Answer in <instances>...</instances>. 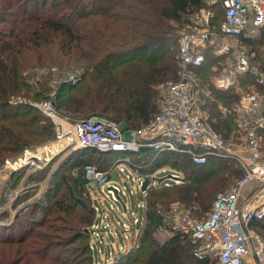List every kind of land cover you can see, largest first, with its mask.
<instances>
[{
	"label": "trees",
	"instance_id": "16d2710c",
	"mask_svg": "<svg viewBox=\"0 0 264 264\" xmlns=\"http://www.w3.org/2000/svg\"><path fill=\"white\" fill-rule=\"evenodd\" d=\"M201 5L202 0H0V15L10 10L18 13L13 15L16 20L12 26L0 31V154L10 147L16 150L9 158H2L0 171L6 160H12L29 145L23 141L29 122L24 124L16 119L28 112H23L24 106L11 105L10 97L38 99L45 96L46 82L39 79L42 75L47 77L48 73H42L45 68L58 65L61 54L66 56V63L77 66L72 69L73 81L66 87L63 83L60 91L75 89L94 77L104 94L90 103L87 111L113 116L115 122L123 120L126 129L130 130L148 125L159 111L157 85L178 77V39L186 29L187 16ZM212 7L214 23L219 25L223 19L222 9L218 2ZM239 40L255 54L253 61L264 63L259 51L264 46V26L256 33L241 35ZM219 61L207 52L204 63L196 69V80L198 88L204 86L206 89L200 105L206 115L205 122L223 139L229 140L232 134L236 135L233 115L223 114L220 107H230L237 93L235 87L227 90L215 87L212 77L217 71L212 67ZM61 94L59 92L57 96ZM40 118L49 124L50 138L38 145L54 138L51 120L44 114H40ZM89 154L114 158V163H125L131 173L150 179L142 196L141 219L133 224L127 214L124 219L131 223L127 234L120 225L124 241L119 246L121 250L108 255L110 250L104 248L107 257L100 261V242L96 240L90 245L88 238L69 252L59 254L55 251L58 246L52 245L51 240L39 249L29 243L16 246L5 243L0 246V264H216L215 258L196 257L188 236L165 226L162 213L173 205H180L188 207L199 220L205 218L216 194L228 189L242 176L234 157L213 151L206 154L203 164H195L188 153L176 151L102 152L94 148L72 147L66 156L54 158L44 173L53 180L68 162ZM126 157L128 161H125ZM87 164L91 162H83L82 168L74 175L61 174L59 179L74 204L82 207L88 202L92 212L99 216L101 210H95L94 199L89 197V193L96 190L90 186L82 170ZM105 164H98L102 166L98 170L110 166L107 162ZM26 168L7 169L8 178L0 185V206L9 203L0 210V233L6 234L9 228L21 223L22 213L28 208L38 210L45 199L43 190L29 188L28 182L38 177H33L34 173L26 174ZM162 169L177 173L181 182L165 185L166 180H159L155 184L154 175ZM22 181V190L18 191L17 183ZM248 229L264 242V217L251 221ZM84 230H81L83 236L88 237ZM162 230L169 235L160 239ZM58 231L57 228L51 230L52 233ZM72 233L67 234L69 238L76 234ZM128 237L131 242L126 244ZM78 248L83 251L81 255L74 250Z\"/></svg>",
	"mask_w": 264,
	"mask_h": 264
},
{
	"label": "built area",
	"instance_id": "2783aa9c",
	"mask_svg": "<svg viewBox=\"0 0 264 264\" xmlns=\"http://www.w3.org/2000/svg\"><path fill=\"white\" fill-rule=\"evenodd\" d=\"M216 2L223 13L219 25L214 23L212 5ZM188 19L186 29L178 39V77L159 86V111L145 128L155 130L152 136H137L133 130L123 128L118 122L105 117L93 116L72 122L65 117H57L47 106L44 113L54 120L55 140L43 150L23 151L17 165L35 164L51 150H64L72 146L102 152H137L143 147H150L153 150L188 153L195 164H203L208 152L228 154L237 160L242 176L228 189L216 194L205 218H195L188 207L177 210L172 206L162 213V220L165 226L188 236L196 257H213L217 260L216 264H246V256L252 253L257 264H264V242L248 231L251 221L264 217V67L250 64L249 54L239 40L241 35L256 33L264 26V0H202L201 7L190 13ZM209 48H213L215 57L228 58L224 73L215 81L218 89L232 87L236 82L235 76L251 74L255 77L252 91L241 93L230 107H220L223 114L233 115L238 137L234 145L211 129L195 110L199 96L192 84L195 79L192 72L202 66L204 50ZM127 130L130 132L129 140L123 137ZM125 161H128L127 157ZM11 165L6 160L7 167L4 169L11 170ZM125 170H128L125 163H114L108 170H98L91 164L83 167V173L92 187L102 194H108L112 202H117L120 195L134 193L128 192L124 184L118 187L108 183L112 171L128 179L129 174ZM161 171L165 173L166 169ZM133 176L141 187L145 178L136 174ZM170 176L172 178L165 179V185L170 181L176 184L181 182L177 173H170ZM247 186H251L248 195L245 194ZM139 198L142 201V196ZM113 207L118 210L114 204ZM95 210L99 208L95 207ZM128 214L131 222L136 224L138 216L131 211ZM117 224L125 233L131 225L127 219ZM107 227L105 223V233Z\"/></svg>",
	"mask_w": 264,
	"mask_h": 264
},
{
	"label": "rangeland",
	"instance_id": "374dc122",
	"mask_svg": "<svg viewBox=\"0 0 264 264\" xmlns=\"http://www.w3.org/2000/svg\"><path fill=\"white\" fill-rule=\"evenodd\" d=\"M17 14L18 13L16 10H10L7 13L1 14L0 21L2 23L0 24V31L5 30L6 28H10L12 26V23L16 20V18L13 15H17ZM188 17L189 16H187V18ZM20 18H23L22 14H20ZM241 44L244 46V48L247 50L249 54L248 56L250 58V64L259 67H264V63H260L259 61L256 60L253 61L255 54L252 53L246 45H244L243 43ZM212 50L213 48L204 50V55H206L207 52L213 54ZM259 51L261 52L260 53L261 60H264V46H261ZM213 56L215 55L213 54ZM217 58L220 60L219 64L214 65L212 67L213 71H217V74H215V76L212 77V81L214 85H215V81L219 78V76H221V74L224 73L223 68H225L228 63L227 56H220ZM61 61L63 62V65H61ZM66 61H67L66 56L61 54V59L58 60V65L56 64V65H52L51 68H45L44 71L42 72L44 74L48 73L47 77H43L42 75V77L39 79L40 81L46 82L47 88H46L45 96L42 95L38 99L13 96L10 97L9 99V103L11 105L18 104L25 107L23 109V112H28L26 116H19L16 119L20 120L24 124L29 122L30 126L26 128L25 133H23V141H26L29 145L24 147L22 152L18 154L16 157H14L12 160L9 159L7 161L12 163L13 167H11V169H13L14 171L20 168L27 167L26 174L34 173L33 177H38V179H35V181L32 182H28V184L31 185V187L29 188H34V189L40 188L41 190H43L45 192L44 195L45 199L42 200V206H40L38 210H31L30 208L26 209V211L22 213L24 215L20 217V219H22L21 223H17L16 225H14L13 226L14 228H9L10 230H7L6 234H3V232L0 233V246L5 243L14 246L19 244L23 245L29 243L30 245L34 246V248L37 247V249H39L46 242L51 240L52 245L58 246L55 248V251L59 254L66 252V250L69 252L71 248H75L76 246L83 244L88 238V242L90 245L95 244L96 240L100 242L99 244L101 251L100 254H98V256L100 258V261H103L107 257L106 254H104L103 252L104 248L109 249L110 251L107 252V254L108 253L110 254V252L115 253L116 251L118 252L119 250H121L119 246H122L124 244L122 237V230L120 229V225L117 224V222L122 223L123 219L126 217V212L128 214L129 211L133 212L140 219L143 214V209H142L143 202L140 200L139 197L143 196L145 193H142V189L140 185L135 179H133L134 178L133 174L130 171L125 170V172L129 174V178L126 179L122 174L117 175L115 171L111 172V179L108 182L109 184H115L118 187H121V184H124L128 192L131 191L134 192V193H130L129 196L120 195V198L119 200H117V202H112L108 194H102L98 190L91 191V193H89L90 200L94 199L95 205L99 208V210H101V213L99 214V216H97L92 212L90 207L91 204H89L88 202H86L82 207H80L74 204L68 198L64 186L62 185V181L59 179V176H61V174L70 175V176L74 175L80 168H82L80 167V165H82L83 162H91V164H93L97 169H99L102 166L98 164L102 162H104L105 164V162H107V164L110 165L109 167H111L116 159L114 158L111 159L106 156L101 157L97 154H92V155L89 154V156H86L82 159L68 162V165H66L64 170L60 172V175H58V177L54 178L53 180H49L48 176L45 175L44 170L46 166L54 158H61L62 156H66L70 148L75 146L69 147L64 150H56V151L51 150L52 152H48L47 155H45L41 160L37 161L35 164L22 163L21 166L17 165L18 160L19 158H21V154L23 153V151L27 149L29 150L31 149L34 151L43 150L44 147L48 146L51 142L55 140L56 129H55L54 120L50 116L44 113L45 111L44 109L47 106L48 107L50 106L49 107L50 110L53 111L54 115H56L57 117H61L62 119L65 117L66 119L72 122L74 121L76 123L81 120L89 119L93 116L105 117L111 120L112 118H114L113 116H107L100 113H90L89 111H87L89 108L88 107L89 104L96 102V100L100 98L99 95L104 94L103 91L99 90L100 88L99 81L95 80L94 77L92 78L90 77L88 81H86L83 84H79L75 89L70 90V88L68 89L64 88L63 92L60 91V87L63 83L64 86L66 87V84H69L71 81H73L74 74H72L73 73L72 69L76 68L77 66L74 64H68L66 63ZM192 73H194L195 75V79L192 80V84L195 85V89H197L199 96L195 110L202 115V118L205 121L206 115L201 110L200 105L203 102L202 94L206 95V89L204 86L203 87L199 86L198 88L197 86L198 80H196L198 77V73L196 70H194ZM244 75H247L249 78L247 76L245 77ZM235 78H236V82L232 85V87H235V92L237 93V97L241 93L252 91L255 84L254 75L243 74L237 77L235 76ZM162 83L163 82L157 85L156 87L157 90L159 89V86ZM27 84H31V83L28 82ZM59 92H61L62 94L57 96ZM235 100L231 101V104ZM40 114L42 115L44 114L53 123L54 138L44 144L38 145L50 138L49 135L50 126L48 123L46 125V123L41 120ZM118 124L122 125L123 128L124 127L127 128L126 123L123 120L121 122H118ZM146 127L147 125L145 126L143 125L137 129L133 128L132 130L136 133L137 136L140 137L152 136L155 130L149 131L145 129ZM39 133H41V135H39ZM237 139L238 137L236 138V135L232 134L229 140L226 141L234 145L237 142ZM262 141L264 146V134L262 136ZM13 148L14 147L7 148L4 153H1L0 161L4 157L9 158L10 155H12L14 151H16ZM14 162L15 164H13ZM4 167H7L6 161L4 162ZM109 167L106 170H108ZM168 175H170L169 171L165 173H162L160 171L157 172L154 175L155 184H157V182L161 180L163 177ZM7 178H8L7 169L3 168V170L0 171V185H3L4 181ZM169 183H171V181ZM90 186L93 185L90 184ZM22 187H23V181L17 183L16 189L18 191H21ZM33 190L31 191L33 192ZM54 201L59 202V204L57 203L55 204ZM113 204L118 208V210H116L113 207ZM122 204L126 207L127 209L126 211H124ZM4 206H9V203H6V205ZM4 206H0V210ZM63 206L65 207L63 208ZM172 208H177V210L184 209V207L180 205H173ZM95 219L96 221L94 222V224H91V222H93ZM103 222L104 224L106 223L108 225L107 227L108 231L106 232L107 234L103 229L104 226ZM54 228H57L59 231L57 233H52L51 230L52 229L54 230ZM83 229H85L84 232L88 234V237L83 236V233L81 231ZM93 230H97V231L93 232ZM95 232L96 234H94ZM70 233H72L71 235H73L74 233L76 234L73 235L71 238H69L67 234ZM113 233H115V235ZM123 233L125 232L123 231ZM133 234L135 236L136 233L133 232ZM168 235L169 233L167 231L162 230L159 234V238L162 239ZM19 237L21 238L15 240L16 238ZM1 240H8V241L5 242ZM20 240L21 243H19ZM71 241L73 243L69 244V242ZM129 241L131 242V239L128 237V239L126 240V244H128ZM74 250H78L80 252L79 253L80 255L83 252L81 248ZM77 258L79 257H76V259Z\"/></svg>",
	"mask_w": 264,
	"mask_h": 264
},
{
	"label": "water",
	"instance_id": "95a60500",
	"mask_svg": "<svg viewBox=\"0 0 264 264\" xmlns=\"http://www.w3.org/2000/svg\"><path fill=\"white\" fill-rule=\"evenodd\" d=\"M123 137L125 140H129L130 139V132L127 130L123 133ZM147 149H151L150 147H143L141 148V150H147ZM168 178H172V176L168 175V176H165L163 177L160 181L162 180H165V179H168ZM149 181L150 179L149 178H145L144 181L142 182V185H141V189L142 191H145L146 190V187L147 185L149 184ZM122 207H124V205L122 204Z\"/></svg>",
	"mask_w": 264,
	"mask_h": 264
},
{
	"label": "crops",
	"instance_id": "0c3cea01",
	"mask_svg": "<svg viewBox=\"0 0 264 264\" xmlns=\"http://www.w3.org/2000/svg\"><path fill=\"white\" fill-rule=\"evenodd\" d=\"M250 187L251 186H247V188L245 189V194H249V190H250ZM248 231H250V233L252 234V235H258V234H256L254 231H252V230H250V229H248ZM259 236V235H258ZM253 243V242H252ZM252 243H250V245L252 246L253 244ZM245 263L246 264H257L256 263V261H255V257L253 256V254L252 253H250V255H247L246 256V258H245Z\"/></svg>",
	"mask_w": 264,
	"mask_h": 264
}]
</instances>
